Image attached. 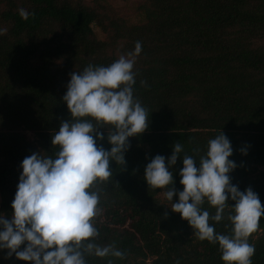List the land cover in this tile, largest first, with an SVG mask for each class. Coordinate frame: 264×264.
Returning a JSON list of instances; mask_svg holds the SVG:
<instances>
[{"label": "trees", "instance_id": "16d2710c", "mask_svg": "<svg viewBox=\"0 0 264 264\" xmlns=\"http://www.w3.org/2000/svg\"><path fill=\"white\" fill-rule=\"evenodd\" d=\"M21 8L30 13L27 20L20 17ZM137 11L140 21L131 23L83 0H0V28L6 30L0 35V214L11 218L22 159L58 150L51 136L71 119L61 99L70 73L90 64L107 66L133 52L139 41L132 87L149 112L148 127L128 138L126 163L110 161L112 177L90 189L98 193L101 210L93 218L99 232L94 242L112 244L124 256L85 259L87 264H224L217 244L198 239L187 221L160 201L165 189L146 184L143 170L153 156L167 158L180 143L169 187L182 190L181 159L189 155L198 163L208 140L222 131L237 165L229 173L231 183L241 191L250 187L264 205V0H144ZM97 130L105 134L98 144L109 149L107 129ZM201 207L210 217L215 214L207 202ZM229 211L226 207L219 222L209 220L215 232L230 234ZM248 242L255 245L252 264H264V216ZM6 251L0 250V264H31L14 254L5 259Z\"/></svg>", "mask_w": 264, "mask_h": 264}, {"label": "clouds", "instance_id": "9594fccd", "mask_svg": "<svg viewBox=\"0 0 264 264\" xmlns=\"http://www.w3.org/2000/svg\"><path fill=\"white\" fill-rule=\"evenodd\" d=\"M18 11L22 19H28L27 10ZM4 31L0 28V35ZM141 50L137 41L133 52L107 66L90 64L70 73L61 99L71 119L62 121L51 136V144L58 150L54 156L33 152L22 159L11 218L0 214V250H7L5 259L14 254L31 264H87L86 255L124 256L112 244L101 246L94 242L99 232L93 218L101 210L98 193L90 189L94 182L112 177L110 161L126 163L128 138L148 127L149 112L134 97L132 87L135 56ZM101 126L107 129L111 145L107 150L98 144L105 139V134L97 130ZM182 151L183 146L175 143L167 158L153 156L144 166L146 184L165 189L164 197L172 202L171 210L187 221L198 239L217 244L224 264H252L255 245L248 238L259 227L264 205L250 187L241 191L231 183L229 173L237 165L229 159L233 153L230 140L220 131L208 140L198 163L185 155L178 172L183 187L177 191L169 187L173 184L171 169ZM230 200L234 203L229 204ZM205 202L215 208L211 217L201 207ZM226 207L230 208V234L215 232L209 220L221 221Z\"/></svg>", "mask_w": 264, "mask_h": 264}, {"label": "rangeland", "instance_id": "374dc122", "mask_svg": "<svg viewBox=\"0 0 264 264\" xmlns=\"http://www.w3.org/2000/svg\"><path fill=\"white\" fill-rule=\"evenodd\" d=\"M143 1L144 0H83L84 4L87 6L97 7L100 12L110 16L122 17L131 23L140 21L137 7L143 3ZM93 30L99 39L105 38V35L95 25H93ZM114 53L119 55L118 50H114ZM26 134L29 138H33L31 132H26ZM159 198L163 204H165L167 207H171V204L165 199L164 193H160Z\"/></svg>", "mask_w": 264, "mask_h": 264}]
</instances>
